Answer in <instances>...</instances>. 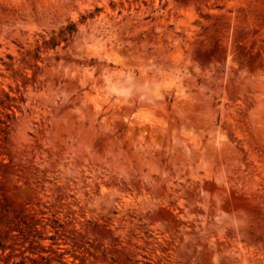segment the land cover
Segmentation results:
<instances>
[{"label":"rangeland","instance_id":"374dc122","mask_svg":"<svg viewBox=\"0 0 264 264\" xmlns=\"http://www.w3.org/2000/svg\"><path fill=\"white\" fill-rule=\"evenodd\" d=\"M0 264H264V0H0Z\"/></svg>","mask_w":264,"mask_h":264},{"label":"bare ground","instance_id":"6f19581e","mask_svg":"<svg viewBox=\"0 0 264 264\" xmlns=\"http://www.w3.org/2000/svg\"><path fill=\"white\" fill-rule=\"evenodd\" d=\"M95 201V200H94ZM95 203H96V201H95ZM91 204V203H90ZM97 204V203H96ZM95 205V204H94Z\"/></svg>","mask_w":264,"mask_h":264}]
</instances>
